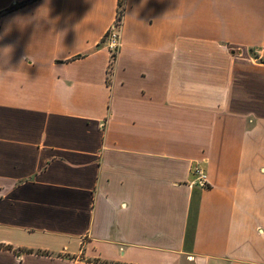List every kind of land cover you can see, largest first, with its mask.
<instances>
[{"label": "crops", "instance_id": "1", "mask_svg": "<svg viewBox=\"0 0 264 264\" xmlns=\"http://www.w3.org/2000/svg\"><path fill=\"white\" fill-rule=\"evenodd\" d=\"M117 2L0 0V264H264V0Z\"/></svg>", "mask_w": 264, "mask_h": 264}, {"label": "built area", "instance_id": "2", "mask_svg": "<svg viewBox=\"0 0 264 264\" xmlns=\"http://www.w3.org/2000/svg\"><path fill=\"white\" fill-rule=\"evenodd\" d=\"M103 41H104V44H105L111 58H114V56L118 50V47H119V36H118L117 22H115V24L106 33ZM194 176H195L197 184H199L200 186H205L206 175L202 170L195 169Z\"/></svg>", "mask_w": 264, "mask_h": 264}, {"label": "trees", "instance_id": "3", "mask_svg": "<svg viewBox=\"0 0 264 264\" xmlns=\"http://www.w3.org/2000/svg\"><path fill=\"white\" fill-rule=\"evenodd\" d=\"M122 12H123V0H118V2H117V14H116L117 25H119V23H120ZM0 248H2V246H0Z\"/></svg>", "mask_w": 264, "mask_h": 264}]
</instances>
